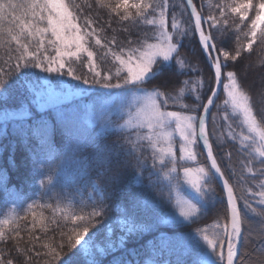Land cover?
Listing matches in <instances>:
<instances>
[{
  "label": "snow or ice",
  "instance_id": "6c2138e0",
  "mask_svg": "<svg viewBox=\"0 0 264 264\" xmlns=\"http://www.w3.org/2000/svg\"><path fill=\"white\" fill-rule=\"evenodd\" d=\"M95 4L107 9L110 18L107 27L111 28V17L115 16L121 24L130 23L139 28L136 39H132L128 27L122 29L128 33L122 42H118L116 35L105 38L102 36L105 28L96 27L90 16H84L81 24L84 9L75 0H0V101L6 102L10 97L13 85L6 77L14 73L19 74L20 87L26 88L32 102L41 108L51 102L55 90L33 83L32 78L36 82L43 79L49 86L55 83L56 88H60L64 81L57 78L67 76L78 82L71 87L81 93L97 86L117 89L120 90L117 95L126 101L118 112H110L108 122L102 125L107 131L111 116L116 115L119 122L108 135H115L117 139L97 146L89 157L100 182L92 183V191L99 193L100 199L92 197L88 211L84 210L88 207L84 203L77 211L73 201H57L55 205L33 201L26 207L14 205L0 218V243L12 241L11 251L17 255L6 259L0 253V264H32L34 258L39 264H78L84 255L92 256L87 264H101L90 251L96 232L89 233L110 211L107 194L124 186L123 175L129 168H132V181L141 189L164 184L169 201L183 221L195 222L207 213L216 197L213 185L219 181L226 194V222L217 219L190 234L198 249L197 264H236L238 259L244 264L247 253H241L240 246L253 235L262 246L258 264H264V110L257 108V96L253 95L251 87L244 85L237 70L234 67L227 70L229 62L234 65L244 53L251 54L254 45L264 52V0H219L214 6L208 5L214 7L215 12L207 16L197 10L193 0H186L194 21L191 30L182 26L175 11L176 0H95ZM87 6L90 8L92 4ZM179 7L183 12L184 4ZM229 18L232 19L231 29ZM190 34L198 37L201 54H206L213 73L207 83L210 94L206 102L202 74L194 80L182 81L173 91L159 85L147 87L150 81L171 69L173 61L181 75L189 70L202 72L179 54L182 41ZM226 41L234 47L226 50L222 46ZM93 44L101 50L99 57ZM98 59L110 60L114 70L102 72ZM74 63L86 67L91 78L78 75ZM261 66L264 59L257 63V67ZM248 67L243 70L245 76ZM34 69L54 76L42 78L32 71ZM221 90L224 99L222 104H216ZM259 100L264 101V87L259 92ZM21 112L30 115L28 109ZM217 116L222 121L218 134ZM34 127L41 131L42 151L46 149V156L38 157L33 163L43 169L50 158H54L55 128L49 130L42 117ZM228 141L239 145L235 161L239 172L234 167L232 153H225L218 162L214 152V145L219 147ZM79 150L77 143L76 151ZM145 151L151 157L147 177L144 176L148 169ZM205 153L206 163L202 164L199 156ZM84 166H88L87 161ZM36 170L34 168V172ZM232 178H236L235 185L230 183ZM249 181L254 187L244 186ZM37 182L41 188L53 186V177L41 172ZM133 206H139V198L133 200ZM45 209L51 215H46ZM121 215L127 217L128 209ZM172 218L177 219L176 213ZM60 221L67 230L60 231L57 239L52 226L60 228ZM21 222L26 223L22 226ZM137 228L133 221L127 225L125 235L130 238ZM50 232L53 234L49 235ZM66 248L74 251L65 254ZM117 264L126 262L121 259Z\"/></svg>",
  "mask_w": 264,
  "mask_h": 264
},
{
  "label": "trees",
  "instance_id": "16d2710c",
  "mask_svg": "<svg viewBox=\"0 0 264 264\" xmlns=\"http://www.w3.org/2000/svg\"><path fill=\"white\" fill-rule=\"evenodd\" d=\"M75 2L84 9L79 22L83 24V17L90 16L96 27L105 28V32L102 33L105 38H111V36L116 35L118 42H122L124 36L128 35V33L122 31L124 27L129 28L133 40L140 33L139 28L132 26L130 23L121 24L115 16L111 17V28L107 27L110 19L107 9L98 8L95 0H75ZM88 3H91L92 7L89 8L87 6ZM181 3L184 4L183 0H176L177 7L175 11L182 26L191 30L193 27L191 18L185 5L184 11L181 12L179 7ZM193 3L197 5V10L201 11L202 15L207 16L215 12V8L208 5L214 6L219 3V0H193ZM171 11L170 9V16ZM216 14L218 15V12ZM231 27L232 19L229 18V28L231 29ZM113 29L116 31L113 32ZM169 30L171 31V28ZM226 35H230V33ZM197 41L196 36L190 34L182 41L179 54L185 57L190 64L196 65L201 69V73L189 70L181 75L178 72V66L173 61V67L166 70L163 76L150 81L147 87L151 88L159 85L165 90L173 91L181 86L182 81L194 80L198 75L202 74L206 84L204 94V102H206V96L210 94L207 92V83L213 73L206 62L204 54H201ZM222 46L226 50L234 47L228 41ZM92 47L93 50L97 51L99 57L101 50L96 48L94 44ZM0 54H2V50H0ZM50 54L54 53L50 52ZM82 59L86 63V57ZM261 59H264V52L261 51L260 47L254 45V51L251 54L244 53L243 57L238 59L234 65L233 62H229L230 67L227 70H232L233 67L237 70L244 85L251 87L253 95L257 96V108L264 110V101L259 100V92L264 87V80H262V77H264V66L257 67V63ZM98 63L102 72L113 70L110 60L98 59ZM246 65L250 67L247 68V75L245 76L243 70ZM73 67L76 68L78 75H88L91 78L87 68L81 63H74ZM32 71L38 73L42 78L54 76V74L40 73L39 69ZM6 79L9 84L13 85V88L6 102L0 101V176L3 177V179H0V218H3L14 205L26 207L33 201L47 202L53 205L57 201H73L77 205V211L80 210L79 206L81 203L88 205L84 209L85 211L90 210L91 198L100 199V195L92 191L91 185L93 182L97 184L100 182L96 178L95 166L89 157L97 146L102 147L106 143H111L117 137L108 135V132L114 131V129L100 130L98 126H89L81 122L79 115L72 113L70 109L91 97L103 98L105 96L103 88L94 87L87 96L74 98L67 104L40 108L32 102L31 93L26 88L20 87L18 73H14L12 76L6 77ZM57 79L64 81L60 88H56L55 83L49 86L47 81L43 79L40 82H36L35 78H32L33 83L43 84L44 87H50L57 91L76 90L71 85L77 84V81L71 80L67 76ZM223 99L224 94L221 90L216 104H222ZM186 102L190 103L191 100L186 99ZM5 109L7 110L6 113ZM22 109H28L30 115L22 113ZM215 111V108L211 109V112L214 113ZM41 117L47 123L49 130L53 127L55 128L56 145L53 153L54 158H50V162L43 169H39V166L33 163L38 157L43 159L46 156V149L42 151L44 141L41 139V131L36 130L34 127ZM216 123V132L218 134L221 131L219 126L222 123L220 116H217ZM30 124L33 126H30ZM209 126L211 127V123ZM212 138L215 139V137ZM77 143L80 145L79 151H76ZM238 149V143L231 141L223 143L219 147L214 145V152L217 154L218 162L222 160L225 153L230 152L233 154L234 167L237 172H239V165L235 164V161ZM145 155L148 156V169L144 172V176L147 177L148 172L151 170V157L147 151H145ZM85 161H87V167L84 166ZM199 161L202 164L206 163L205 155L199 156ZM132 163L134 164L135 161L133 160ZM224 163H222V167H224ZM34 168L37 169L35 172ZM41 172L52 175L53 186L40 187L37 181ZM131 173L132 168L127 169L123 175L124 186L118 191L107 194L108 199L106 202L110 205V211L102 219V222L91 230L89 235H92V232H96V236L93 238L94 243L105 240L110 229L116 232L120 219H123L128 224L135 221L138 225L137 232L130 238L125 237L123 248L118 249L117 252L107 257L99 258L101 264H117L121 259L135 264H144L146 259H150L157 264H197L199 260L198 249L194 247V241L190 234L195 233L198 228L212 224L217 219L221 223L226 222L224 220L226 198L217 182L213 185L216 188V197L210 203L207 213L202 218L196 219L195 222L169 224L164 220L175 209L172 202L168 199L167 187L164 184H154L150 188L141 189L132 181ZM227 175L229 173L226 170ZM153 180H155V177H153ZM230 183L235 185L237 183L236 178H232ZM145 184H147V179H145ZM244 186L254 187V184L249 181ZM237 195H241L239 190ZM136 198H139L138 207L133 206V200ZM124 209H128L129 215L127 217L121 215ZM45 213L46 215H51V212L47 209H45ZM29 219L31 218L29 217ZM21 223L23 226L26 222ZM60 225V228L52 226L57 239H59L60 231L67 230L63 221H60ZM252 226H256L255 220L252 221ZM52 234V232L49 233V235ZM24 235L26 238V232ZM11 248L12 241H9L8 244L0 243V253H3L6 259L17 255L14 251H11ZM261 248L259 239L254 235L249 238L246 244L242 242L240 252L247 253L244 257V264H258L261 259ZM72 251L74 250L66 248L65 254ZM87 262L88 260L85 256L78 260V264H87ZM32 264H39V262L34 258ZM236 264H240V259L237 260Z\"/></svg>",
  "mask_w": 264,
  "mask_h": 264
},
{
  "label": "rangeland",
  "instance_id": "374dc122",
  "mask_svg": "<svg viewBox=\"0 0 264 264\" xmlns=\"http://www.w3.org/2000/svg\"><path fill=\"white\" fill-rule=\"evenodd\" d=\"M206 59V58H205ZM207 62V61H206ZM208 64V63H207ZM114 70V69H113ZM226 82V81H225ZM85 87V86H82ZM52 89V88H51ZM104 90V97H91L78 105L74 106L72 113H77L79 115V120L84 122L89 126H98L100 130H104L102 125L106 124L109 119V113H116L120 110L119 106L126 103V101L120 98L117 93L120 90L117 89H103ZM87 93H81L77 90H66V91H54L52 96V100L46 107H52L54 105L60 104H67L74 98H81L87 96ZM41 108V107H40ZM113 118V119H112ZM118 119L116 115L111 116V123L108 126V129H115V125L118 123ZM177 150L179 148V140L177 138L175 144ZM99 194V193H97ZM92 197V195H91ZM173 213H176L177 219H173ZM166 223L169 224H177V223H187L189 221H183L178 218V211L175 209L170 215H168L165 220ZM128 223L123 219L119 220L118 228L116 232L112 229L109 230L107 238L103 241L93 243V248L90 250L92 251L93 256H97L98 258L107 257L118 251V249L123 248V242L125 240V233L127 231ZM87 239V237L85 238ZM87 260L91 259L92 256L84 255ZM126 264H135L129 261H125ZM144 264H157L150 259H146Z\"/></svg>",
  "mask_w": 264,
  "mask_h": 264
},
{
  "label": "water",
  "instance_id": "95a60500",
  "mask_svg": "<svg viewBox=\"0 0 264 264\" xmlns=\"http://www.w3.org/2000/svg\"><path fill=\"white\" fill-rule=\"evenodd\" d=\"M183 2H184V5H185V7H186V9H187V11H188L189 16H190V9L187 8L186 0H183ZM191 22H192V25H193V27H194V21L191 20ZM205 27H206V25H205ZM196 38H197V40H198V37H197V36H196ZM204 56H205L206 61H207L208 65H209L210 61L207 60V56H206V54H204ZM210 69H211V68H210ZM211 71H212V70H211ZM220 92H221V91H220ZM220 92H219V94H220ZM216 101H217V99L215 100V103H216ZM204 155L206 156V153H205ZM217 184L219 185L220 189L222 190V185H221V183H220L219 181H217ZM222 192H223V191H222ZM223 194H224V196H225V198H226V194H225V193H223ZM240 247H241V246H240Z\"/></svg>",
  "mask_w": 264,
  "mask_h": 264
},
{
  "label": "bare ground",
  "instance_id": "6f19581e",
  "mask_svg": "<svg viewBox=\"0 0 264 264\" xmlns=\"http://www.w3.org/2000/svg\"><path fill=\"white\" fill-rule=\"evenodd\" d=\"M224 195V194H223Z\"/></svg>",
  "mask_w": 264,
  "mask_h": 264
}]
</instances>
